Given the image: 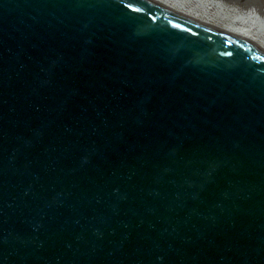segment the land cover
Listing matches in <instances>:
<instances>
[{
	"label": "water",
	"instance_id": "1",
	"mask_svg": "<svg viewBox=\"0 0 264 264\" xmlns=\"http://www.w3.org/2000/svg\"><path fill=\"white\" fill-rule=\"evenodd\" d=\"M0 264H264V39L0 0Z\"/></svg>",
	"mask_w": 264,
	"mask_h": 264
},
{
	"label": "bare ground",
	"instance_id": "2",
	"mask_svg": "<svg viewBox=\"0 0 264 264\" xmlns=\"http://www.w3.org/2000/svg\"><path fill=\"white\" fill-rule=\"evenodd\" d=\"M176 12L197 10L218 27L241 37L264 39V0H151Z\"/></svg>",
	"mask_w": 264,
	"mask_h": 264
}]
</instances>
